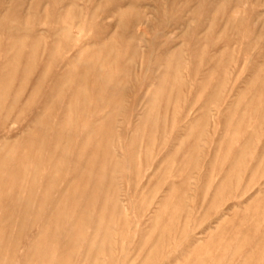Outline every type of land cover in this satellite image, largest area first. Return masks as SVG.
Here are the masks:
<instances>
[{
  "label": "rangeland",
  "instance_id": "374dc122",
  "mask_svg": "<svg viewBox=\"0 0 264 264\" xmlns=\"http://www.w3.org/2000/svg\"><path fill=\"white\" fill-rule=\"evenodd\" d=\"M0 264H264V0H0Z\"/></svg>",
  "mask_w": 264,
  "mask_h": 264
}]
</instances>
